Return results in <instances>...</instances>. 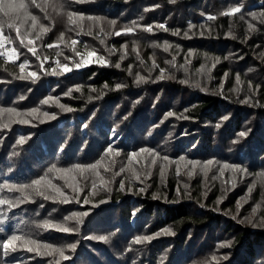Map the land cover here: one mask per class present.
I'll use <instances>...</instances> for the list:
<instances>
[{
	"label": "trees",
	"instance_id": "16d2710c",
	"mask_svg": "<svg viewBox=\"0 0 264 264\" xmlns=\"http://www.w3.org/2000/svg\"><path fill=\"white\" fill-rule=\"evenodd\" d=\"M55 2L37 0L43 11L30 6L29 12L37 17L38 26L27 36L23 35V27L19 37L14 29L3 28L4 43L15 50L17 63L0 57V108H16L22 117L7 112L0 114V185L31 184L47 173L70 202L61 203L60 197L45 200L28 189L31 195L23 203L12 208L0 205L4 219L0 224L4 229L0 231V242L13 234L29 235L42 243L64 248L69 259L29 253L22 246L6 257L0 247V264H48L55 260L59 264H264V225L254 228L240 222L256 203L261 204L258 216L264 215V185L257 180V174L264 172V59L260 58L264 52V24L248 15L245 20H239L240 13L220 14L237 5H243V13L264 12V0H178L174 5L168 0H83L81 3L59 0L65 5L63 10L54 9ZM72 10L103 20L87 35L93 22L85 18L69 24L66 13ZM207 15L216 19L206 21ZM111 19L117 21L116 26L106 23ZM133 21L152 25V32L136 28L132 34H114ZM189 21L197 27L185 37ZM246 21L259 31L248 34ZM160 23L169 31L157 28ZM201 24H205L204 29L199 27ZM41 26L48 31L40 32ZM176 29L180 30L179 35L172 34ZM201 31L205 32L204 36L199 34ZM108 32L113 34L106 35ZM229 32L236 38L228 36ZM28 39L33 44L28 45ZM72 39L77 40L75 48L81 56L70 47ZM133 41L144 64L132 51ZM165 41L179 45V50L173 47L164 52L150 46ZM125 43L127 53L121 60L120 56L125 54L121 45ZM48 44L54 46L49 48ZM30 47L36 48L37 55L28 51ZM189 49L194 54L186 62ZM93 50L97 58L103 57L108 63L101 65L95 61L80 69L73 67L87 51ZM205 53L219 57L220 62L212 67L213 62H206ZM172 55H176V67L165 63ZM45 56L47 61L43 59ZM225 56L229 58L224 59ZM153 59L158 67L150 74L146 69L151 67ZM25 61L26 67L21 72L19 65ZM56 61L72 70L51 75ZM116 63H120L119 69ZM160 68L165 69V76L175 79L155 80ZM249 68L254 70L249 72ZM56 71L61 70L56 68ZM31 72H36L37 77L29 76ZM137 73L149 77L147 82L136 83ZM20 76L27 79H19ZM184 80L188 82L181 83ZM196 81L207 91L195 87ZM249 81L253 85L251 91ZM117 83L125 86L116 89ZM69 89L71 94L66 95ZM21 96L23 100L19 99ZM49 96L54 99L42 103ZM246 97H251L250 102L241 103ZM60 105L72 111H63ZM32 108L39 111L34 116L26 115ZM169 112L173 115H167ZM20 118L29 123H16ZM4 124L8 127H2ZM22 136L25 143L20 145L17 141ZM109 145L119 155L104 156ZM141 147L167 155L169 160L157 159L151 165L152 157L140 153L139 163L129 165L127 154L138 152ZM101 156L104 160L97 171L105 179H111V172H105L104 166L112 160H115L112 171L126 165L150 174H142L135 180L126 171L109 185L110 190L98 187L93 193L91 183L98 182V177L92 170L86 169L83 174L77 170L67 174L48 172L53 164L71 168L76 163H95ZM180 156L186 160L180 161ZM188 159L201 162L212 159L219 164L212 166L207 179L200 166L189 177ZM222 164L238 165L248 173L227 169L221 176L218 169ZM213 175L217 176L216 180L211 179ZM120 179L125 180L124 190L119 188ZM253 181L256 184L251 197L243 203ZM73 183L82 191L74 193L67 186ZM40 191L55 195L44 186ZM0 196L13 201L23 199L21 192L8 189H3ZM238 202L243 206L238 208ZM201 204L205 206L202 208ZM72 212L88 215L80 223L75 219L65 222L64 217ZM234 215L236 219L232 218ZM45 220L76 231L64 233L56 228L36 227ZM164 229L174 235H168ZM102 235L109 238L107 242L95 239ZM144 235L153 239L134 243L136 237ZM229 242L230 246L220 247ZM70 243L77 245L74 252L67 249Z\"/></svg>",
	"mask_w": 264,
	"mask_h": 264
},
{
	"label": "snow or ice",
	"instance_id": "6c2138e0",
	"mask_svg": "<svg viewBox=\"0 0 264 264\" xmlns=\"http://www.w3.org/2000/svg\"><path fill=\"white\" fill-rule=\"evenodd\" d=\"M76 3H81L83 2V0H75ZM178 2V0H168L169 4H176ZM45 3H47V0H45ZM35 5L38 8H41V10L43 11L44 8L41 6V4L37 3V0H0V48H3L4 46V42L6 37L4 36L3 33V28L5 26H7L8 29H14L17 33V36H21V28H25V32L23 35L27 36L31 31L35 30L37 28V17L35 15H32L29 12V8L30 6ZM54 9L57 10H63L65 8V5L63 3H60L59 0H56V2L52 5ZM155 7H159V5H155ZM243 8V5H237V6H232L230 7L227 11L221 12V15H227V16H232L235 13H240L238 19L239 20H245V15L251 16L252 20L254 21H258L260 24H264V12H247V13H243L241 11V9ZM145 11H148V9H145ZM67 15V19H68V23L69 24H76L77 20H83V19H88L90 21L93 22L92 25H89L88 30H87V35H91L92 34V28L93 26H97L99 25L100 21L103 20L102 17H98V16H93V15H89L87 17H85L83 14L78 13L75 10L72 11H67L66 13ZM201 15H205L204 13H201ZM140 19H143V16L140 17ZM216 16L214 15H207L206 16V21H212L215 20ZM29 21L31 22L29 24ZM106 23L110 26H116L117 21L115 19H111V20H107ZM246 23H248V34H251L253 32H257L259 31V29H257V27L251 23L250 21H246ZM234 26V25H233ZM81 28V31H83V27L79 26ZM157 28L164 30V31H169V29L166 27V25L164 23H160L158 25H156ZM197 25L192 23L191 21H189L188 23V31L184 32V36L185 37H189V32L193 29L196 28ZM199 27L201 29L205 28V24H201L199 25ZM136 28H141L144 31H147L149 33L152 32L153 26L152 25H139L137 24L136 21H133L131 23V25H125L123 27H121L119 30L115 31V35L119 36L121 35V33H125V34H132L135 32ZM101 32H103V28L100 29ZM48 29L46 27L41 26L40 27V32H47ZM112 32H108L106 33V35H112ZM173 35H179L180 34V30L176 29L174 31H172ZM201 36L205 35L204 31H201L199 33ZM228 36H231V38L235 39V35L231 32L227 33ZM63 36L64 34L61 33L60 34V41L63 42ZM37 39H39V33H37L36 36ZM21 43H23V39H21ZM28 45L33 44V40L32 39H28L27 41ZM77 40L72 39L71 40V45L70 47L72 48V50L75 52V54L77 56H81V53L79 51L76 50L75 46L77 45ZM101 43L103 44L104 41L101 40ZM133 46H132V51L137 53L136 55V59L140 61L141 64H144L145 61L143 59H141L140 55H139V50H138V45L136 44L135 41L132 42ZM54 45L53 44H48L47 47L52 48ZM69 46V45H66ZM152 48H162L164 52H169V50L173 47H175L177 50H179L180 46L179 45H175L173 46L171 43H169L168 41H165L163 44H159V43H152L150 45ZM259 47V46H258ZM121 48L124 49L125 54L120 56V59L123 60L125 58V55L127 53V48L128 45L127 43L122 44ZM28 51L31 52L33 55H37L36 53V48L35 47H30L28 48ZM112 51H115V49H113ZM179 54V51H177L176 55ZM194 54L192 49H189L187 56L185 57L186 62H190L187 60V57H190ZM0 55H5L8 57V59H12V57L14 55H16L15 50H11L8 52H0ZM96 55L95 51H87L86 54L84 56H82V59L80 62H76L73 67L76 69H80L82 66H86L91 62V58L94 57ZM176 55H172L171 60L165 61L166 64L171 65L172 67H176ZM205 55V60L207 61H212V67H215V65L217 63L220 62V58L219 57H211L208 56L207 53L204 54ZM229 57L225 56L224 59H228ZM260 58L264 59V52L260 53ZM37 59L39 60L40 57L37 56ZM44 61L48 60V57L45 56ZM242 59V57H241ZM98 62L101 65H106L108 62L103 58V57H98L97 58ZM26 61L24 63H21L19 65L21 72L24 71L25 66H26ZM116 68H120L121 65L120 63H116L115 64ZM158 67V65L156 64L155 59L152 60V65L151 67H148L146 70L151 74L152 70L154 68ZM183 67V66H181ZM41 70L43 69V63H41L40 65ZM56 68H59L61 71L57 72ZM56 68H53L51 70V75H60L62 73H66L72 70L71 67H69V65L67 64H61L59 61H56ZM131 68V65H129V69ZM204 66L202 65V69L203 70ZM254 69L249 68L248 71L251 72ZM46 71V70H45ZM185 71H187V69L185 68ZM29 76H31L32 78H36L37 77V73L36 72H31L28 74ZM228 74L225 73V76H227ZM19 79H27L26 76H20L18 77ZM210 78V77H209ZM149 79V77H144V76H140L138 73L136 75V83H142V82H147V80ZM164 79H175L174 76H165V69L164 68H160V73L159 75H157L155 77V80H164ZM155 82V81H154ZM187 80L181 81V83H187ZM236 83L239 84L240 83V76L239 74L236 75ZM125 85H122L120 83H117L115 85L116 89H120L122 87H124ZM105 87H107V84H105ZM195 87L201 88L202 91H207L206 87H203L201 85V83L199 81L195 82ZM249 90H252V83L251 81H249L248 84ZM257 90L259 89V85H256ZM77 91H79V86H77L76 88ZM71 89L68 90L67 93H65L66 95H70L71 94ZM93 91H95V89H93ZM19 99L23 100L24 97L21 96ZM54 98L49 96L46 99H44L42 101V103L44 104H48L50 100H53ZM251 100V97H246L244 100H241V103H249ZM60 107L63 109V111H72L71 108L69 107H64L63 105H60ZM39 110L37 108H32L28 113H26V115H33L36 114ZM9 113V114H15L18 117H22V114L17 112L16 108L13 107H8V108H0V114L3 113ZM45 116H49V113L45 112L44 113ZM167 115L171 116L173 115V113L169 112ZM52 119L55 118L54 115L51 116ZM187 118V117H185ZM225 119H227V117H225ZM16 123H20V124H27L29 123V121L27 119L24 118H20L17 119L15 121ZM2 127L7 128L8 124H4L2 125ZM241 135H244V133H241ZM18 144L23 145L25 143V138L22 136L20 137V139L17 141ZM140 153H147L152 157L151 160V165H155L157 159H161L164 161H168L169 157L167 155L161 156L159 152L154 151L153 149L150 148H146V147H141L139 149V151H132L131 153L127 154V161L128 164L131 165L133 163H139V160L137 159ZM119 155L118 152H115V150L112 148L111 145H109L105 150H104V156H111V155ZM104 156H101L100 159H98L95 163H91V164H80V163H76L73 164L71 168H62V167H57L56 164H53L49 169L48 172L51 173L53 171L55 172H59V173H63V174H67L73 170H77L79 171L81 174L84 173V171L86 169L92 170L95 172L96 176L98 177V182L97 180H93L91 183V189L92 192L94 193L96 191V189L98 187H103L106 190H110L109 189V185L112 184L115 181V178L117 176H120L122 173H125L126 171L128 173H130L131 177L135 180H139L140 176L143 175H149L150 173L148 172H140L138 170H136L135 168H128L126 165H122L118 171H112V168L115 165V160L111 161L110 165L104 166V171L105 172H111V179H105L103 176L100 175L99 171H97V169L99 167H101L102 162L104 160ZM180 161H185L186 158L185 156H180L179 157ZM187 165H191V168L189 169V171L186 173L189 177L193 176L195 169L197 168V166H200L201 171L204 173L205 178L207 179V175L208 172L212 170V166L214 164H219V161H214L212 159H208L206 161H198V160H191L188 159L186 161ZM230 169L233 172H240L242 174H247L248 170L245 168H241L238 165H229V164H222L220 165L218 171L219 174L222 176L224 171ZM161 174H163L164 168L161 167L160 169ZM176 174L179 175L180 174V169L179 167H177L176 169ZM63 178V177H61ZM212 180H216L217 176L213 175L211 177ZM257 180L259 181L260 184L264 185V172L258 173L257 174ZM256 181H253V183L249 186L248 188V192L245 195V198L243 200V203H247L248 199L251 197V193L253 188L255 187ZM41 186L46 187L47 189H50L53 193H55V195H45L44 192L40 191ZM67 186L69 188L72 189V191L74 193H79L80 191H82V189L79 187L78 184H67ZM234 187V185H233ZM119 188L120 190H124L125 189V180L124 179H120L119 180ZM3 189H8L9 191H19L23 194V199H16L15 201L7 199L3 196H0V205H8L9 208L15 207L16 205L23 203L24 199H28V197L31 195V193H29L27 190L28 189H32L37 195L43 196V198L45 200H55L57 197H60V202L67 204L70 202V199L68 197V195H66L60 187H57L56 185H54L51 182V179L48 178V174L45 173V175L40 176L39 179H34L31 181V184H21V185H14V184H8L5 183L3 185H0V192L3 191ZM130 190V189H129ZM140 191H144L143 188L140 189ZM177 195H180V191L179 189H177ZM75 198V197H73ZM156 198V197H154ZM84 203H88V200H85ZM243 203L238 202V208L243 206ZM205 205L201 204L200 207H204ZM40 207H43V205L41 204ZM261 208V204L260 203H256L252 206L251 212L248 216H245L243 218V220H241V223H248L249 225H251L252 227H259L261 225H264V215H259L258 216V212ZM88 213L87 212H72L70 215L65 216L64 217V221H72V220H76L77 223L82 222V218L84 216H87ZM233 219H236V216L234 215L232 217ZM4 223V219H3V214L0 213V224ZM37 228H56L59 231H62L64 233H70L73 231H76V229L65 226L64 224H56L53 223L51 221L45 220L43 221V223L41 224H37L36 225ZM3 228H0V231H3ZM165 233H167L168 235H174L173 232H171L169 229H164L163 230ZM158 234V233H157ZM95 239H98L100 241H105L107 242V240L109 239L107 236H98L95 237ZM153 239V236L151 235H144V236H138L135 238L134 243L136 244H142L146 241H151ZM18 246H22V248L29 252H35L38 255H47V256H53L55 257L56 255H58L60 258L62 259H69L68 256L65 255V249L64 248H60V247H55L53 244L51 243H42L36 239L31 238V236L29 235H10L7 236V238H5L2 242H0V247H2L3 249V254L4 256H8L9 252H16ZM230 246V242L229 243H225V244H221L220 247H228ZM76 243H70L67 245V249L69 251L74 252L76 250ZM44 251H41V250ZM223 259H228L227 255H225L223 257ZM48 264H59V260H55V261H49Z\"/></svg>",
	"mask_w": 264,
	"mask_h": 264
},
{
	"label": "rangeland",
	"instance_id": "374dc122",
	"mask_svg": "<svg viewBox=\"0 0 264 264\" xmlns=\"http://www.w3.org/2000/svg\"><path fill=\"white\" fill-rule=\"evenodd\" d=\"M30 23H31V22L29 21V24H30ZM11 50H13V49L11 48V46L9 45V43H4L3 48H0V52H8V51H11ZM16 55H17V54H16ZM16 55H14V56L12 57V59H8V57L5 56V55H0V57H2L3 59H5V60H7V61H10V62H16V63H17V57H16ZM95 61H98L96 56H94V57L91 58V62H95ZM91 62H90V63H91ZM25 67H26V66H25Z\"/></svg>",
	"mask_w": 264,
	"mask_h": 264
},
{
	"label": "bare ground",
	"instance_id": "6f19581e",
	"mask_svg": "<svg viewBox=\"0 0 264 264\" xmlns=\"http://www.w3.org/2000/svg\"><path fill=\"white\" fill-rule=\"evenodd\" d=\"M252 233H253V232H252ZM254 237H255V236H254ZM253 241H254V240H253ZM244 248H245V247H244ZM244 248H243V249H244ZM241 250H242V249H241ZM259 253H260V252H259ZM259 255H260V254H259ZM249 256H250V255H249ZM245 257H246V255H245ZM253 257H254V256H253ZM250 258H251V257H250ZM252 260H253V259H252Z\"/></svg>",
	"mask_w": 264,
	"mask_h": 264
}]
</instances>
